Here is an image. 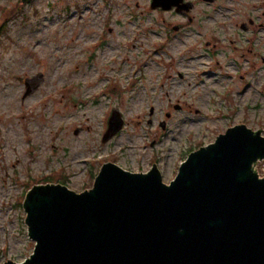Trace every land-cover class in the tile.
Instances as JSON below:
<instances>
[{"label": "rangeland", "instance_id": "1", "mask_svg": "<svg viewBox=\"0 0 264 264\" xmlns=\"http://www.w3.org/2000/svg\"><path fill=\"white\" fill-rule=\"evenodd\" d=\"M149 2L0 0L1 263L22 262L33 252L24 211L32 181L53 175L51 182L81 192L112 162L133 172L157 165L169 183L189 149L228 126L245 124L264 136V86L256 80L242 91L234 81L225 86L223 77L248 59L240 51L231 57L204 47L190 54L161 48L158 26L127 8ZM234 32L229 26L219 34ZM38 72L42 84L24 97L25 78ZM114 108L124 124L103 142ZM257 170L264 172V161Z\"/></svg>", "mask_w": 264, "mask_h": 264}, {"label": "water", "instance_id": "2", "mask_svg": "<svg viewBox=\"0 0 264 264\" xmlns=\"http://www.w3.org/2000/svg\"><path fill=\"white\" fill-rule=\"evenodd\" d=\"M43 80L42 72L26 77L24 97ZM123 124L114 108L102 141ZM261 131L230 126L191 151L169 183L157 165L133 172L105 162L81 192L61 183L33 185L24 200L33 252L0 264H264Z\"/></svg>", "mask_w": 264, "mask_h": 264}, {"label": "flooded vegetation", "instance_id": "3", "mask_svg": "<svg viewBox=\"0 0 264 264\" xmlns=\"http://www.w3.org/2000/svg\"><path fill=\"white\" fill-rule=\"evenodd\" d=\"M149 1L146 6L137 3L135 7L138 12L133 6L127 8L134 13V18H140L138 21L148 17L158 26L155 35L161 38V48L177 49L179 53L190 54L194 48L204 47L206 52L210 51L212 54L227 51L226 54L231 57H234L235 51H240V56L248 59L246 66L237 68L233 76L225 74L223 76L227 81L225 86L234 81L235 85L245 91L256 80L257 85L264 86V0H183L168 8L154 7L152 0ZM223 10L229 15L221 13ZM221 15L226 17L221 20L219 18ZM229 26L234 27V34L225 36L219 34L223 28ZM109 30L112 31L111 28ZM236 34L242 38L238 42H242L243 46L235 44ZM215 62L219 64L217 60ZM178 75L180 78L184 77L181 72ZM239 76L241 81H238ZM173 108L181 109L177 104H174ZM152 111L153 109L151 115ZM197 113L199 111L196 110ZM165 117L170 118L171 113L166 112ZM149 122L152 123V119H149ZM162 122L164 128L160 125L161 128L166 129L167 121L162 120L160 124ZM226 129L217 135L225 132ZM202 146L205 144H200L196 149ZM196 149H189V153ZM262 162L259 161L257 167ZM259 176H264V172L259 171Z\"/></svg>", "mask_w": 264, "mask_h": 264}, {"label": "trees", "instance_id": "4", "mask_svg": "<svg viewBox=\"0 0 264 264\" xmlns=\"http://www.w3.org/2000/svg\"><path fill=\"white\" fill-rule=\"evenodd\" d=\"M52 177H53V175L51 177H47V178L43 179L41 182H37V183L32 181V182L29 183L28 189H30L34 184L51 182L49 178H52Z\"/></svg>", "mask_w": 264, "mask_h": 264}]
</instances>
